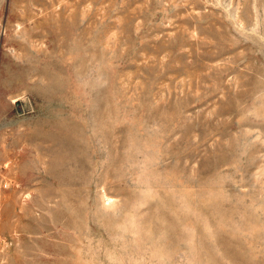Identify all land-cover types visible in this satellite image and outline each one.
Here are the masks:
<instances>
[{
	"label": "rangeland",
	"instance_id": "obj_1",
	"mask_svg": "<svg viewBox=\"0 0 264 264\" xmlns=\"http://www.w3.org/2000/svg\"><path fill=\"white\" fill-rule=\"evenodd\" d=\"M0 264H264V0H0Z\"/></svg>",
	"mask_w": 264,
	"mask_h": 264
}]
</instances>
